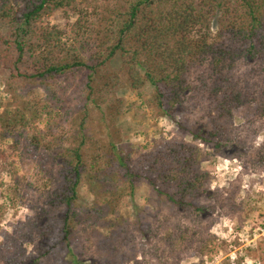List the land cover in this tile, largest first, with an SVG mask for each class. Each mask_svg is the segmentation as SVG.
Returning a JSON list of instances; mask_svg holds the SVG:
<instances>
[{"label": "trees", "instance_id": "1", "mask_svg": "<svg viewBox=\"0 0 264 264\" xmlns=\"http://www.w3.org/2000/svg\"><path fill=\"white\" fill-rule=\"evenodd\" d=\"M100 2L111 4L0 0V78L10 82L18 104L0 112V172L14 169L8 141L7 147L17 151L18 135L53 112L49 101H60L55 89L59 77L83 70L91 104L117 102L109 95L119 77L107 67L116 53L129 87L151 85L148 105L174 120L192 140H167L134 157V149L102 142L89 130L85 106L77 129L57 155L59 179L48 201L51 213L44 233L52 248L60 242L70 245L75 220L95 224L104 248L115 250L113 240L127 232L118 214L120 203L134 199L140 181L175 208L204 213L207 207L196 200L212 192L209 173L201 168L204 154L194 141L222 153L235 112L264 115V0H118L108 8L107 23L96 24ZM59 10L73 40L65 36L67 29L48 22ZM33 83L46 95L30 89ZM18 88L25 91L18 93ZM192 111H199L202 120L189 127L184 117ZM28 138L37 149L53 144L36 131ZM82 184L93 204L79 215L75 205ZM0 196L14 204L17 189L8 185ZM6 204L0 201V218ZM74 263L88 264L78 258Z\"/></svg>", "mask_w": 264, "mask_h": 264}, {"label": "rangeland", "instance_id": "2", "mask_svg": "<svg viewBox=\"0 0 264 264\" xmlns=\"http://www.w3.org/2000/svg\"><path fill=\"white\" fill-rule=\"evenodd\" d=\"M117 3L100 2L101 16L94 23H107L108 8ZM48 22L67 29L65 36L73 40L62 11H56ZM97 28L104 30V26ZM107 67L119 77L109 95L117 102L95 107L89 101L86 72L63 75L55 83L60 101H49L53 112L32 122L31 131L18 135L17 151L7 147L10 141L5 146L14 169L0 172V194L10 185L17 189L18 198L11 204L0 196L1 203H8L0 218V264H75V258L88 264L94 260L96 264H264V115H248L243 110L235 112L222 153L194 141L204 154L201 168L209 173L207 185L212 192L196 200L207 207L204 213L177 209L140 181L134 199L120 203L118 214L126 221L127 232L113 240L115 250L104 248L95 224L75 220L70 245L49 246L52 239L44 233L51 213L48 201L59 179L57 155L63 151L66 137L77 129L85 106L89 130L102 142L134 149V157L167 140H192L174 120L148 105L151 85L139 90L129 87L119 53ZM30 89L46 95L38 83ZM22 91L18 88V93ZM17 105L10 82L0 78V112ZM184 118L189 127L202 120L199 111ZM34 131L47 135L52 146L43 144L37 149L30 145L28 134ZM92 204L93 196L82 184L75 210L84 215Z\"/></svg>", "mask_w": 264, "mask_h": 264}]
</instances>
